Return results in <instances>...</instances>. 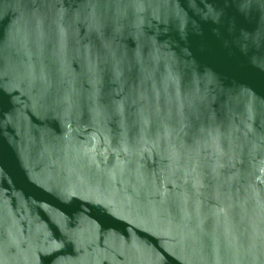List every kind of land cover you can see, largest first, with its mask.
I'll list each match as a JSON object with an SVG mask.
<instances>
[{
    "label": "water",
    "instance_id": "95a60500",
    "mask_svg": "<svg viewBox=\"0 0 264 264\" xmlns=\"http://www.w3.org/2000/svg\"><path fill=\"white\" fill-rule=\"evenodd\" d=\"M0 264H264V0H0Z\"/></svg>",
    "mask_w": 264,
    "mask_h": 264
}]
</instances>
